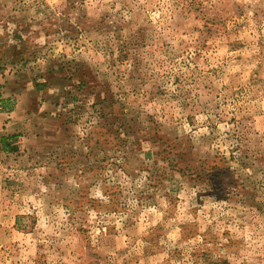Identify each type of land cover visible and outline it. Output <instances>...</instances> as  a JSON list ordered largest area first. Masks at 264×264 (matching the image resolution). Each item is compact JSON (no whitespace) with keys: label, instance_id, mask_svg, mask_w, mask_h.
<instances>
[{"label":"rangeland","instance_id":"obj_1","mask_svg":"<svg viewBox=\"0 0 264 264\" xmlns=\"http://www.w3.org/2000/svg\"><path fill=\"white\" fill-rule=\"evenodd\" d=\"M0 116V264H264V0H0Z\"/></svg>","mask_w":264,"mask_h":264},{"label":"trees","instance_id":"obj_2","mask_svg":"<svg viewBox=\"0 0 264 264\" xmlns=\"http://www.w3.org/2000/svg\"><path fill=\"white\" fill-rule=\"evenodd\" d=\"M5 141H6V138H2V139H1V142H2L3 146L6 145V144H5Z\"/></svg>","mask_w":264,"mask_h":264},{"label":"crops","instance_id":"obj_3","mask_svg":"<svg viewBox=\"0 0 264 264\" xmlns=\"http://www.w3.org/2000/svg\"><path fill=\"white\" fill-rule=\"evenodd\" d=\"M1 117V116H0ZM2 136V135H1Z\"/></svg>","mask_w":264,"mask_h":264}]
</instances>
